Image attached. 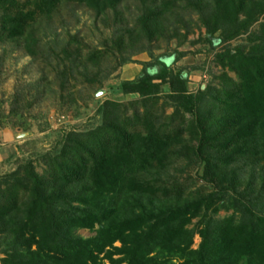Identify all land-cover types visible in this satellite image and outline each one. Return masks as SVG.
Here are the masks:
<instances>
[{
  "label": "trees",
  "instance_id": "1",
  "mask_svg": "<svg viewBox=\"0 0 264 264\" xmlns=\"http://www.w3.org/2000/svg\"><path fill=\"white\" fill-rule=\"evenodd\" d=\"M61 3L98 17L109 11L116 20L123 4L136 12L103 48L80 57L84 46L71 36L57 56L54 48L42 50L33 26ZM191 15L204 35L189 43L202 40L215 50L222 70L213 76L217 86L195 91L187 83L197 67L172 65L186 54L177 47L187 42ZM242 35L247 44L230 47ZM162 37L176 39V47L154 55L149 44ZM5 40L20 42L34 60L55 54L63 65L55 74L60 87L78 63L98 64L112 46L118 64L141 52L149 60L117 85L134 97L100 101L90 127L64 131L36 153L40 171L23 159L0 174V264H264V0H0ZM123 46L131 52L123 54ZM9 113L21 118L16 108ZM177 162L181 171L197 167L209 187L187 191V182L169 179ZM219 210L230 213L215 218Z\"/></svg>",
  "mask_w": 264,
  "mask_h": 264
},
{
  "label": "rangeland",
  "instance_id": "2",
  "mask_svg": "<svg viewBox=\"0 0 264 264\" xmlns=\"http://www.w3.org/2000/svg\"><path fill=\"white\" fill-rule=\"evenodd\" d=\"M119 9L122 16L116 20L109 11L106 16L98 17L85 6L61 3L51 16H37L33 26L34 33L40 39L42 50L54 48L57 56H60L61 47L73 36L84 46L77 51L82 57L94 47L103 48V40L109 38L111 42L110 38L117 35L118 27L132 23L135 6L126 3ZM191 18L194 24L187 36V42L177 47L178 50H186V54L172 65L197 67L190 70L187 83L188 90L195 91L207 83L217 86L218 80L213 76L219 75L222 70L213 60L215 50H209L202 40L194 44L189 43L204 35V28L197 26L195 15H191ZM246 44L245 35L229 41L230 47ZM149 45L154 55H158L171 52L176 47V39L166 40L162 37ZM66 48L73 53L76 49L74 44H69ZM110 48L113 52L108 53L98 64H87L83 68L82 63H78L76 72L68 75L64 87H60L55 74L57 68L60 69L63 65L60 62L56 65L55 54L47 60H44L42 55L34 60L25 52L20 42L0 41V174L15 168L23 159L33 160L36 170L40 171L41 163L37 161L36 153L44 152L56 144L59 134L64 131L90 127L95 122L94 110L100 101L106 98L126 101L135 96H123L117 85L122 80L135 77L141 68L138 61L149 60L148 55L146 52L136 53L131 55L134 62L118 64L120 54L115 47ZM220 48L221 46L216 50ZM123 49V54L131 52L128 47L123 46ZM86 73L95 75L96 80L88 82L85 79ZM227 74L235 77L233 72ZM35 82L39 83L38 89L33 88ZM98 90H101V94L96 96ZM12 108L19 111L21 118L17 119L9 113ZM171 110V107H166L165 113H170ZM182 164L183 162H177L169 166L166 176L187 182V191L200 186L209 187L199 178L200 170L197 167L190 166L181 171ZM229 213L230 211L219 210L214 217L221 218ZM197 220L198 218L192 219L188 227H193ZM75 232L82 237L94 235V231L87 229H77ZM199 241L200 237L194 234L192 247H197ZM178 262L179 260L175 259L171 264Z\"/></svg>",
  "mask_w": 264,
  "mask_h": 264
},
{
  "label": "water",
  "instance_id": "3",
  "mask_svg": "<svg viewBox=\"0 0 264 264\" xmlns=\"http://www.w3.org/2000/svg\"><path fill=\"white\" fill-rule=\"evenodd\" d=\"M203 88V87H202ZM101 94V90H98L97 92H96V96H98V95H100Z\"/></svg>",
  "mask_w": 264,
  "mask_h": 264
}]
</instances>
